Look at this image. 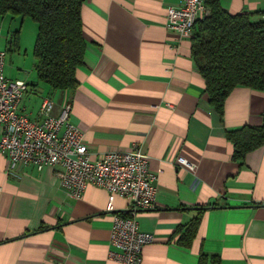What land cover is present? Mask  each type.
I'll return each mask as SVG.
<instances>
[{"label": "crops", "instance_id": "1", "mask_svg": "<svg viewBox=\"0 0 264 264\" xmlns=\"http://www.w3.org/2000/svg\"><path fill=\"white\" fill-rule=\"evenodd\" d=\"M180 4L86 0L79 87L52 91L40 89L37 79L13 77L27 84L23 105L35 117L46 97L55 101V116L70 104L91 159L133 144L148 155L158 176L157 204L140 212L138 222L156 241L143 249L142 264H264V146L239 161L227 139L229 131L261 125L264 93L236 88L222 117L210 106L191 40L165 28L166 9ZM220 5L231 15L264 13V0ZM179 157L195 171L177 164ZM57 172L10 169L0 157V264H119L109 257L110 232L127 200L115 198L109 211L106 191L89 186L76 201ZM201 211L197 234L186 245L182 237Z\"/></svg>", "mask_w": 264, "mask_h": 264}, {"label": "built area", "instance_id": "2", "mask_svg": "<svg viewBox=\"0 0 264 264\" xmlns=\"http://www.w3.org/2000/svg\"><path fill=\"white\" fill-rule=\"evenodd\" d=\"M208 14L203 0H181L179 6L166 9L165 28L191 40L196 22ZM5 57L6 51L0 49V157H7L10 169L18 165H32L39 172L57 168L61 186L76 201L84 198L89 186L106 191L109 211L115 198L127 200L125 211L113 216L109 257L119 264H142L143 249L156 241L138 222L140 212L153 210L157 204L158 176L150 168L148 155L133 144L126 152L91 159L82 132L71 122L70 104H64L55 116V101L46 97L35 117L23 105L27 84L5 76ZM176 162L187 171L196 169L182 157Z\"/></svg>", "mask_w": 264, "mask_h": 264}, {"label": "trees", "instance_id": "3", "mask_svg": "<svg viewBox=\"0 0 264 264\" xmlns=\"http://www.w3.org/2000/svg\"><path fill=\"white\" fill-rule=\"evenodd\" d=\"M208 16L198 20L191 38L192 56L205 83L209 104L222 117L225 101L236 88L264 93V13L231 15L220 0H203ZM86 0H0V16L30 18L37 24L33 49L37 82L52 91H75L77 72L84 65L87 42L83 35L82 9ZM254 15L260 20H254ZM18 32L13 36L17 45ZM234 158L264 146V114L256 127L227 132ZM201 210L207 207L200 208ZM202 211L182 237L190 245Z\"/></svg>", "mask_w": 264, "mask_h": 264}, {"label": "rangeland", "instance_id": "4", "mask_svg": "<svg viewBox=\"0 0 264 264\" xmlns=\"http://www.w3.org/2000/svg\"><path fill=\"white\" fill-rule=\"evenodd\" d=\"M37 29V24L30 18L0 16V49L6 51L4 73L8 79L15 81L13 75L18 74H22L26 81L37 79L33 57ZM16 32H18L17 45L10 43ZM5 37H8L7 40ZM38 84L40 89L42 86L48 88L45 83Z\"/></svg>", "mask_w": 264, "mask_h": 264}, {"label": "bare ground", "instance_id": "5", "mask_svg": "<svg viewBox=\"0 0 264 264\" xmlns=\"http://www.w3.org/2000/svg\"><path fill=\"white\" fill-rule=\"evenodd\" d=\"M195 32V31H194Z\"/></svg>", "mask_w": 264, "mask_h": 264}]
</instances>
